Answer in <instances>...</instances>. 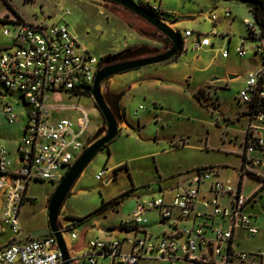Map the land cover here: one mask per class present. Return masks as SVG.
<instances>
[{
    "label": "rangeland",
    "instance_id": "rangeland-1",
    "mask_svg": "<svg viewBox=\"0 0 264 264\" xmlns=\"http://www.w3.org/2000/svg\"><path fill=\"white\" fill-rule=\"evenodd\" d=\"M133 1L158 10L163 20L183 36L186 29L192 30L193 35L185 39L183 53L175 60L118 73L102 83V93L109 91L120 98V131L85 167L62 205L58 218L62 227L72 218L87 217L74 229L63 232L74 257L82 254L75 252L77 245L85 243L82 248L85 249L91 238L131 236L121 230V224L132 219L131 210L136 203L162 194L166 198L173 196L183 189L184 181L192 177L198 167H216L222 181L232 179L235 184L241 176L242 140L248 115L237 97L249 73L259 68L261 60L252 52L245 56L237 53L243 42L248 49L254 44L248 37L247 20L254 22V18L247 4L241 0ZM67 9L71 12L69 15H65ZM227 11H231L230 17L226 16ZM213 14H217V19L212 18ZM18 15L28 21L48 24L67 22L81 46L100 58L135 45V48L147 45L158 52L166 51L164 37L154 33L152 24L110 0H0V45L10 43L4 28H13L11 22L2 19ZM199 34L209 37L212 44L195 50L193 41ZM225 51L227 56L223 55ZM200 88L201 100L197 96ZM0 89L4 91L3 87ZM16 99L14 95L1 97L0 94V102L12 101L20 112L24 107L16 104ZM57 104L85 106L91 116L90 133L95 135L101 128L100 137L106 133V120L93 96L64 95ZM72 113L70 109L59 110L60 117ZM17 120L19 127L13 129L12 145L5 143L11 149L19 143L20 129L28 122V118L21 115ZM12 156L16 157V153ZM103 170L106 173L98 179L97 174ZM261 171L264 172V168ZM242 183L245 195L260 185L250 173L244 176ZM59 184L60 181L50 180L29 183L30 199L20 211L23 234L37 236L45 231L49 202ZM173 187L175 190L170 195ZM258 198L249 211L261 220V235L243 237L240 249L247 252L264 251V195ZM103 201L108 202L107 208L96 212ZM221 201L226 203L228 198L223 197ZM148 216L147 228L154 237L171 230L173 220L162 222L154 211ZM4 223L3 208H0L1 240L4 239ZM73 231L78 235L75 239L71 236ZM76 264L87 263L79 257ZM139 264L187 262L149 256Z\"/></svg>",
    "mask_w": 264,
    "mask_h": 264
},
{
    "label": "built area",
    "instance_id": "built-area-1",
    "mask_svg": "<svg viewBox=\"0 0 264 264\" xmlns=\"http://www.w3.org/2000/svg\"><path fill=\"white\" fill-rule=\"evenodd\" d=\"M69 9L65 15H69ZM231 16V11L226 12ZM212 18L217 19V14ZM13 28H4L10 43L0 45L1 97L17 96V111L12 101L0 102V129L5 121L15 122L19 115L28 118L18 143L19 158L15 161L9 147L0 140V190L4 193L3 218L12 237L0 246V264H62L58 240L54 233L42 237L23 236L20 211L29 200L31 181H61L74 162L94 142L90 133L91 116L80 104L60 105L64 95L81 97L93 87L102 68L98 57L81 46L67 22L48 24L28 21L18 16L6 18ZM254 44L243 42L237 53L252 52L261 57L259 68L249 73L237 97L248 115L244 134L241 174H252L260 185L245 195L243 185L232 179L222 181L216 167H198L187 185L173 196L164 194L138 201L131 211V220L122 222V229L131 234L121 238H91L80 257L87 264H139L149 256L184 260L187 264H256L260 253L237 248L236 240L243 231L252 236L260 229L249 211L258 196L264 195V175L255 167L264 168V36L258 25L247 20ZM193 35L186 29L184 40ZM212 42L198 35L193 48L201 50ZM224 56L228 52L223 53ZM61 108L73 115L60 117ZM106 173L97 174L101 179ZM228 198L223 203L221 198ZM164 220H173L171 230L154 237L148 231L149 212ZM79 221L71 219L61 230H72ZM77 238L76 232L71 233ZM109 259L105 262V259Z\"/></svg>",
    "mask_w": 264,
    "mask_h": 264
},
{
    "label": "water",
    "instance_id": "water-1",
    "mask_svg": "<svg viewBox=\"0 0 264 264\" xmlns=\"http://www.w3.org/2000/svg\"><path fill=\"white\" fill-rule=\"evenodd\" d=\"M110 1L124 6L125 8L135 12L144 20L148 21L163 34L169 37L172 40L173 45L165 52H158L157 49L147 45L138 46L128 52L121 54L117 57L118 59H121L120 61L103 66L97 73L92 87V96L106 120V133L100 137V133L103 131V129L101 128L99 131H97L95 134V141L85 149V151L67 171L49 202V226L52 230V233L55 234L58 240L62 264H74L70 249L68 248L63 231L61 230V226L58 222L62 205L69 196L74 184L82 174L85 167L92 161V159L101 149H103L118 135L119 132V117L121 116H118L115 113L114 109L103 95L101 91L102 83L107 78L118 73L137 69L145 65L169 61L177 54L180 47V36L177 30L164 21L160 15L152 12L146 6L138 4L133 0Z\"/></svg>",
    "mask_w": 264,
    "mask_h": 264
},
{
    "label": "crops",
    "instance_id": "crops-1",
    "mask_svg": "<svg viewBox=\"0 0 264 264\" xmlns=\"http://www.w3.org/2000/svg\"><path fill=\"white\" fill-rule=\"evenodd\" d=\"M223 1H226V0H223ZM228 1H230V0H228ZM250 12V11H249ZM23 17V16H22ZM141 44V43H140ZM136 46V45H135ZM140 46V45H139ZM129 47V46H128ZM255 55V54H254ZM260 62H261V60L259 61V64H260ZM235 77V76H234ZM233 78V77H232ZM248 123V122H247ZM247 125V124H246ZM19 127V125H18V120H16L15 122H13V123H9V122H7V121H5L4 122V124H3V126H2V128L0 129V140L2 141V142H4V143H6V144H9V145H12V142H13V137H14V134H13V129L14 128H18ZM21 130V132L23 131V129H20ZM244 134V133H243ZM244 139H245V134H244V136H243V142H242V145H243V149H244ZM10 149V152H11V156H12V153L13 152H15L16 153V157H13L12 156V158L15 160V161H17L18 160V158H19V154H18V143L11 149V148H9ZM242 160H243V157H242ZM242 164H243V161H242ZM261 169H263V168H261V167H255L254 168V170L256 171V172H258V173H260V174H262V175H264V172L263 171H261ZM242 175V174H241ZM246 174H244V176H245ZM252 175V174H251ZM243 180H244V178H243ZM240 181V180H239ZM260 182V181H259ZM242 183V182H241ZM183 185H184V187H186V185H187V181H184V183H183ZM242 185H243V183H242ZM183 187V188H184ZM175 190V187H173V188H171V190H170V195L171 194H173V191ZM263 196V195H262ZM29 197V196H28ZM259 197V196H258ZM30 199V198H29ZM259 200V198H257L256 199V201L250 206V208H249V210L253 207H255V204H257V201ZM4 202H5V198H4V193L0 190V208H3L4 207ZM105 202H107V201H105ZM132 211V210H131ZM253 214V213H252ZM254 216H255V222H256V224L258 225V227H259V229H260V231H259V233H257L256 235H252V236H249V235H247L245 232H243V231H241V232H239L238 233V235H237V240H236V244H237V248L239 249V250H242V249H240V247H241V243H242V241H243V237H247V238H251V237H255V236H257V235H261V220L258 218V216L257 215H255V214H253ZM48 216H49V213H48ZM85 218H87V217H85ZM67 225V224H66ZM148 229V228H147ZM121 230H123L122 228H121ZM124 231V230H123ZM2 232H3V235H4V239L3 240H1L0 239V246H2V245H4V244H6L8 241H9V239L12 237V231H11V229H10V227L7 225V224H5L4 223V225L2 226ZM48 234H50V226H49V218H48V226H47V228L45 229V231L42 233V234H40V235H37V236H35V237H42V236H45V235H48ZM26 235H31V234H23V236L25 237ZM109 235L110 236H112V232H109ZM32 236H34V235H32ZM108 238H111V237H108ZM90 240V239H89ZM87 244H88V241H87ZM85 245V243H82V244H79V245H77V247L75 248V252H79V251H81V253H83V252H85L86 251V248L85 249H82L83 248V246ZM86 247H87V245H86ZM79 249H81V250H79ZM243 251H245V250H243ZM249 253H260V255H259V257L257 258V262H256V264H263V261H264V251H260V252H249ZM74 257V256H73ZM164 261H171V262H176V261H179V260H174V261H172V260H169V259H163Z\"/></svg>",
    "mask_w": 264,
    "mask_h": 264
},
{
    "label": "trees",
    "instance_id": "trees-1",
    "mask_svg": "<svg viewBox=\"0 0 264 264\" xmlns=\"http://www.w3.org/2000/svg\"><path fill=\"white\" fill-rule=\"evenodd\" d=\"M226 1H228V0H226ZM241 1H243V2H245L247 4V6L249 8V11H250V13L252 14V16L254 18L255 23L258 25V27L261 30L262 35L264 36V0H241ZM9 6L11 7L10 4H9ZM113 7H118V5H114ZM147 8H149L152 12L160 15L158 10H156V9H154L152 7H147ZM113 9H114V11L117 12V10H115V8H113ZM18 17L23 18L20 15H18ZM6 18L2 19V21L5 22ZM153 29H154V33L155 34H158L159 36L164 37V39H165L164 48H165L166 51L169 50L172 47V45H173L172 40L169 37H167L165 34H163L156 27L153 26ZM177 32H178V34L180 36V47H179V50H178L177 54L170 61L175 60L176 58H178L183 53V50H184V44H185L184 37H183V35H182V33L180 31H177ZM250 35H251V33H250V30H249V34H248L249 38H251ZM134 48H135V46L126 48L125 50H123L122 52H119L117 54H108V55H106L105 57L102 58V62H101L102 67L105 66L112 59L117 58L121 54H123L125 52H128V51H130V50H132ZM162 52H165V51H162ZM85 95L86 96H92V87L91 86L87 87V89L85 91ZM197 96H198V98L200 100L202 99V97H203L202 88H200V90L198 91ZM118 134H119V132H118ZM107 146H108V144L105 147H107ZM243 178H244V174H242L240 176V182L243 181ZM125 194H127V193H125ZM118 202H120L119 199H118ZM107 205H108V202L103 201V204L101 205V207L99 209H97L96 212H99V211H102V210L106 209ZM72 219H76L77 221H79V223H81V221H83L86 218H72ZM50 233H52L51 228H50Z\"/></svg>",
    "mask_w": 264,
    "mask_h": 264
},
{
    "label": "flooded vegetation",
    "instance_id": "flooded-vegetation-1",
    "mask_svg": "<svg viewBox=\"0 0 264 264\" xmlns=\"http://www.w3.org/2000/svg\"><path fill=\"white\" fill-rule=\"evenodd\" d=\"M147 55V54H146ZM121 59H118V58H114L112 59L111 61H109L106 65L108 64H111V63H115V62H118L120 61ZM105 98L107 99V101L110 103V105L112 106V108L114 109L115 113L118 115V116H121V110L119 108V101H120V98L115 95V94H112L111 92L109 91H106L105 93L103 92ZM121 118V117H119ZM96 137V136H95Z\"/></svg>",
    "mask_w": 264,
    "mask_h": 264
}]
</instances>
